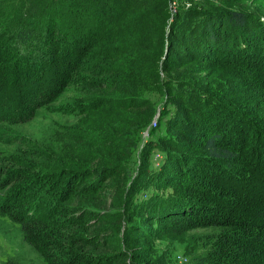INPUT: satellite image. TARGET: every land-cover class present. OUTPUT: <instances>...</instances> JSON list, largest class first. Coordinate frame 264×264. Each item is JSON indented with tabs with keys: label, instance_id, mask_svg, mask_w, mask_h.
Here are the masks:
<instances>
[{
	"label": "trees",
	"instance_id": "16d2710c",
	"mask_svg": "<svg viewBox=\"0 0 264 264\" xmlns=\"http://www.w3.org/2000/svg\"><path fill=\"white\" fill-rule=\"evenodd\" d=\"M221 5L183 7L170 21L168 0H0V122L22 121L70 86L87 94L77 99L90 109L138 107L150 102L149 92L163 91L168 132L185 134L171 132L166 141L179 150L166 149L157 167L149 162V181L167 183L166 192L137 203L139 174L127 205L114 211L90 206L89 196L76 202L99 184H80L86 174L66 169L64 185L47 201L55 213H30V199L15 196L30 169L0 164V191L15 186L0 194V215L21 225L48 264H264V14ZM191 61L235 69L237 82L225 92L169 71ZM154 110L148 107L149 116ZM19 149L9 161L32 167L35 160H22ZM48 159L36 168L50 178L60 171ZM112 170L127 174L122 166ZM33 174L30 182L41 178ZM110 226L104 236L91 233ZM189 230L200 232L187 236ZM160 236L184 243L187 260L173 261L170 244L155 249ZM0 264L22 263L13 255Z\"/></svg>",
	"mask_w": 264,
	"mask_h": 264
},
{
	"label": "rangeland",
	"instance_id": "374dc122",
	"mask_svg": "<svg viewBox=\"0 0 264 264\" xmlns=\"http://www.w3.org/2000/svg\"><path fill=\"white\" fill-rule=\"evenodd\" d=\"M168 1L171 14L170 21L180 8L197 9L208 3L217 6L222 4V8L227 6L239 7L247 11L254 10L264 14V0ZM169 27L170 22L167 30ZM169 71L173 75L176 74L177 77L180 75L186 78L187 75L202 77L208 83L220 87L225 92L233 89L232 86L237 82L234 79L235 69L222 65L205 64L202 61H191V64L177 68L173 67ZM165 73L168 74L169 72L165 71ZM206 91L209 92L208 89ZM84 93V91H79L76 87L70 86L57 100L43 103L42 106L39 105L34 109L33 114L27 115L22 121L14 123L0 122V164L22 171L23 169L25 171L30 169L31 171L33 168L24 180L18 183L19 188L11 186L0 191L1 198L6 197L9 193L8 189L14 187L19 189L15 192L17 200L26 201L30 199L31 204L26 207L32 208L30 213L34 214L36 212L35 208H39L37 211L43 209L44 213H55L47 204V201L54 196V189L57 184L61 187L64 185V181L68 177L67 174L65 175L66 169H75L78 170V174H86H81L80 184L83 181L87 183L96 181L99 184L96 187L98 189H94V186H92L89 191L79 192L75 196V201L86 202V197L89 196L90 202H93L89 205L102 210L114 211L127 205L125 204L126 198H128L127 194L139 174L138 181L140 183L136 186V195L133 197L137 203L148 205L151 201L148 199L150 194L166 192L167 183H164V186H159L155 181H149V178H152L150 177L149 162H151V166L157 167L166 156L164 155L167 154L166 149L171 150V152L179 150L166 141L167 136H171V132L180 138L185 135L184 132L170 127L168 132V112L164 109L166 94L163 91H151L149 92V103L133 108L90 109L87 108L88 100L79 101L77 99L81 96L86 98L87 94ZM229 98L231 97L221 96V99L228 103L231 101ZM234 105L238 108L243 106L239 103H234ZM148 107L155 108L152 116H149ZM261 109L264 111V105ZM146 143H148V148L143 151L142 149ZM18 146H20V149L17 155L21 156L22 160L25 162H34L35 160L32 167L29 164L28 168L15 166L12 160L9 161V158L16 153ZM153 147L155 149L151 154ZM188 152L198 151L190 150ZM44 158L47 161H50L48 158L53 159L51 162H55L59 166L57 171L60 172L58 175L55 173V176L52 175L49 178L48 170L37 173L40 168L37 169L36 164L44 162ZM102 165L108 167L109 171H104V173L96 171ZM119 166L124 167L128 175L125 172L116 173V171H113L114 169L112 170V167ZM141 166L142 169H140ZM7 171L10 172V170ZM34 171L41 178L37 176L38 178L30 182V176ZM131 171H133L132 174ZM6 175L3 176L4 179L7 178ZM46 175L48 177H45ZM39 179L41 180L39 181ZM47 179L51 182L46 186L44 182H48ZM19 192L20 194H18ZM36 202L39 205L33 207L32 204ZM149 211L150 209H147L144 213ZM143 214L140 215L141 219L139 217L140 222L149 227L151 222L144 220ZM105 222L107 221H101L100 224H107ZM99 230L92 229L91 233L95 232L104 236V234L111 233L114 228L110 226V230L105 232ZM198 232L200 230H189L186 231V234L192 236ZM160 237L153 243L155 249L172 243L167 237ZM137 243L139 242L131 243V246L134 247ZM169 251L173 261L182 263L187 260L184 255V243L175 240L173 244H170ZM13 255L17 256L22 264H48L47 259L37 254L24 240L21 225L11 217L0 215V261H5Z\"/></svg>",
	"mask_w": 264,
	"mask_h": 264
}]
</instances>
